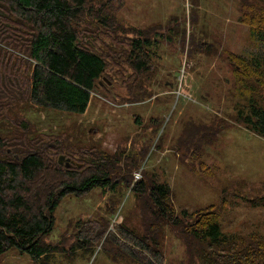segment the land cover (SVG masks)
<instances>
[{
  "label": "rangeland",
  "instance_id": "rangeland-1",
  "mask_svg": "<svg viewBox=\"0 0 264 264\" xmlns=\"http://www.w3.org/2000/svg\"><path fill=\"white\" fill-rule=\"evenodd\" d=\"M243 1L123 0L113 5L120 26L113 34L85 15L84 39L93 38L107 63L85 111L19 100L0 122V139L22 131L19 122L27 120L31 139L61 138L70 145L72 152L46 150L56 163L63 155L62 163L70 158L81 167L90 159L85 152L103 150L116 160L118 181L60 199L43 237L58 249L32 259L12 247L0 254V264L150 263L149 251L125 236L132 230L148 242L156 239L162 262L152 264H188L181 235L155 215L147 192L135 185L143 181L146 189L168 184L175 215L212 206L225 234H257L264 241V133L243 118L264 110V77L252 74L256 89H241L228 61L230 53L264 51L242 20ZM132 27L148 39L149 67L139 77L123 56L138 36ZM2 148L11 155L10 147ZM129 246L137 256L125 252Z\"/></svg>",
  "mask_w": 264,
  "mask_h": 264
},
{
  "label": "trees",
  "instance_id": "trees-1",
  "mask_svg": "<svg viewBox=\"0 0 264 264\" xmlns=\"http://www.w3.org/2000/svg\"><path fill=\"white\" fill-rule=\"evenodd\" d=\"M114 4L119 8L123 0H0V122L16 101L23 99L71 113L85 111L107 63L105 53L94 48L93 38L84 39L86 29L80 24L87 15L107 34L115 33L120 26ZM242 10L251 37L264 46V0H245ZM132 31L138 36L132 38L130 50L123 56L139 77L149 67L148 39L144 31L134 27ZM228 61L240 88L255 90L250 78L252 74L264 77V51L251 56L230 53ZM139 96L133 93V100ZM253 113L257 118H243L264 133V110L255 108ZM19 124L22 131L13 132L10 139H0V148L5 145L12 150L10 155L0 149V254L17 247L38 259L58 249L43 237L51 230L60 199L113 186L118 181L113 179L116 160L111 162L108 153L95 150L85 152L90 156L86 164L79 160L81 167L66 168L45 153L49 148L72 152L66 140L31 139L29 121ZM135 185L147 192L155 215L166 219L181 235L190 255L188 264H264V241L257 234H225L212 206L192 213L183 210L180 217L174 213L167 183L154 182L148 189L144 181ZM124 234L130 236L132 245L149 251L152 260L148 264L162 262L154 237L148 242L135 230ZM125 252L137 256L130 246Z\"/></svg>",
  "mask_w": 264,
  "mask_h": 264
},
{
  "label": "water",
  "instance_id": "water-1",
  "mask_svg": "<svg viewBox=\"0 0 264 264\" xmlns=\"http://www.w3.org/2000/svg\"><path fill=\"white\" fill-rule=\"evenodd\" d=\"M63 159H64V156L63 155H60L58 157V163L59 164H64V166L67 167V168L70 167L72 165V163H74V161L72 159H70V158H66L65 159V163H62L63 162Z\"/></svg>",
  "mask_w": 264,
  "mask_h": 264
}]
</instances>
